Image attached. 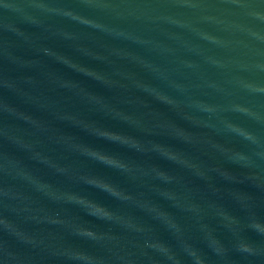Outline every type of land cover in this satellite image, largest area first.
I'll return each instance as SVG.
<instances>
[{"label":"water","instance_id":"95a60500","mask_svg":"<svg viewBox=\"0 0 264 264\" xmlns=\"http://www.w3.org/2000/svg\"><path fill=\"white\" fill-rule=\"evenodd\" d=\"M0 264H264V0H0Z\"/></svg>","mask_w":264,"mask_h":264}]
</instances>
